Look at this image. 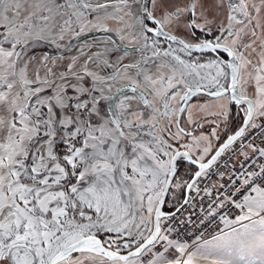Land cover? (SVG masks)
<instances>
[{
    "label": "snow or ice",
    "instance_id": "snow-or-ice-1",
    "mask_svg": "<svg viewBox=\"0 0 264 264\" xmlns=\"http://www.w3.org/2000/svg\"><path fill=\"white\" fill-rule=\"evenodd\" d=\"M0 264H264V0H0Z\"/></svg>",
    "mask_w": 264,
    "mask_h": 264
},
{
    "label": "flooded vegetation",
    "instance_id": "flooded-vegetation-1",
    "mask_svg": "<svg viewBox=\"0 0 264 264\" xmlns=\"http://www.w3.org/2000/svg\"><path fill=\"white\" fill-rule=\"evenodd\" d=\"M97 35H99V33H97Z\"/></svg>",
    "mask_w": 264,
    "mask_h": 264
}]
</instances>
